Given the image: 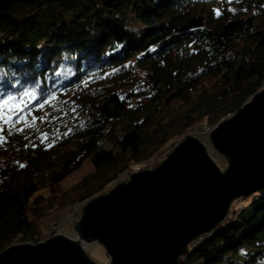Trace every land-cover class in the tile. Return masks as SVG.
Returning <instances> with one entry per match:
<instances>
[{
  "label": "trees",
  "instance_id": "16d2710c",
  "mask_svg": "<svg viewBox=\"0 0 264 264\" xmlns=\"http://www.w3.org/2000/svg\"><path fill=\"white\" fill-rule=\"evenodd\" d=\"M263 88L264 0L12 5L0 13V100H22L24 120L0 132V253L36 241L45 205L100 196L131 163L219 125ZM86 160L94 171L59 192ZM241 200L175 264H264V190Z\"/></svg>",
  "mask_w": 264,
  "mask_h": 264
},
{
  "label": "water",
  "instance_id": "95a60500",
  "mask_svg": "<svg viewBox=\"0 0 264 264\" xmlns=\"http://www.w3.org/2000/svg\"><path fill=\"white\" fill-rule=\"evenodd\" d=\"M34 1L0 0V13ZM210 141L227 159L225 171L187 135L159 167L133 173L92 199L75 223L77 240L55 235L12 245L0 253V264H97L83 246L93 242L104 247L110 264H175L224 224L235 200L264 190V88L215 127Z\"/></svg>",
  "mask_w": 264,
  "mask_h": 264
},
{
  "label": "rangeland",
  "instance_id": "374dc122",
  "mask_svg": "<svg viewBox=\"0 0 264 264\" xmlns=\"http://www.w3.org/2000/svg\"><path fill=\"white\" fill-rule=\"evenodd\" d=\"M23 120H24V116L22 115L18 117L17 120H13L9 124H13L16 122H22ZM217 126L218 125H211L207 123L206 121H203L199 123L198 125H194L193 127L187 129L185 131L183 138L176 139L175 141L167 144L164 148H162L161 151L156 153L151 159L144 161V162H140V163H131L128 166L126 172L120 175V177L114 183L109 185L107 189L103 191L101 195L108 194L120 182H123L125 179H127L126 181H128L130 179V176L133 173H138V172L145 171V170H154L157 167H159L167 159L170 153L179 145V143L187 135L198 138L207 147L210 157L214 160V162L217 164L219 169L221 171H225L228 165V161L227 159H222V157L224 156L218 154L213 149L211 145V141H210V133L206 132V128L212 131ZM216 154H218L219 156H217ZM93 171L94 169H93L91 162L89 160H86L80 170L69 175L59 185V192L70 190L81 179H83L86 175L92 173ZM41 193L46 198L49 197V190L45 189L41 191ZM241 199L235 200L232 203L229 215L232 214V211L239 210L249 204L248 201H244ZM90 201L88 202L85 201V202L76 204L74 206L64 207V208H58L57 206L52 207L50 206V204L45 205L46 206L45 214H43L42 217L35 219L40 229V234L36 237L37 242L32 240V241H29V243L27 242V244L35 245V244H38L39 242L41 243L42 241L46 242L48 239L52 238L55 235H63L73 240H77V233H76L74 226H75V223L80 220L84 207ZM203 238L196 241L194 244L198 243ZM20 244H26V243L21 242V240H17L14 243V245H20ZM85 251L87 255L97 264H110V257L107 255L104 247L100 245L99 243L93 242V243L87 244V250Z\"/></svg>",
  "mask_w": 264,
  "mask_h": 264
},
{
  "label": "snow or ice",
  "instance_id": "6c2138e0",
  "mask_svg": "<svg viewBox=\"0 0 264 264\" xmlns=\"http://www.w3.org/2000/svg\"><path fill=\"white\" fill-rule=\"evenodd\" d=\"M25 95L33 94L25 93ZM23 107V101L17 102V98L13 96H8L7 99L0 100V121H3V124H0V132L4 131V124L12 122L14 115L23 111ZM0 142H2V138H0Z\"/></svg>",
  "mask_w": 264,
  "mask_h": 264
},
{
  "label": "built area",
  "instance_id": "2783aa9c",
  "mask_svg": "<svg viewBox=\"0 0 264 264\" xmlns=\"http://www.w3.org/2000/svg\"><path fill=\"white\" fill-rule=\"evenodd\" d=\"M206 132H207V133H210L211 130H209L208 128H206ZM42 242H44V241H42ZM39 243H40V242H39Z\"/></svg>",
  "mask_w": 264,
  "mask_h": 264
},
{
  "label": "bare ground",
  "instance_id": "6f19581e",
  "mask_svg": "<svg viewBox=\"0 0 264 264\" xmlns=\"http://www.w3.org/2000/svg\"><path fill=\"white\" fill-rule=\"evenodd\" d=\"M43 243H44V242H43ZM83 244H84V243H83ZM83 246H84V249L87 250V244H84ZM85 246H86V247H85Z\"/></svg>",
  "mask_w": 264,
  "mask_h": 264
}]
</instances>
